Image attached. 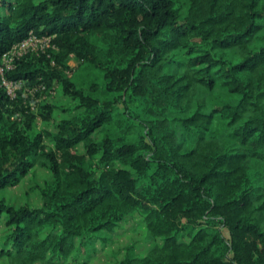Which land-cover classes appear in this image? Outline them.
<instances>
[{"label":"trees","instance_id":"trees-1","mask_svg":"<svg viewBox=\"0 0 264 264\" xmlns=\"http://www.w3.org/2000/svg\"><path fill=\"white\" fill-rule=\"evenodd\" d=\"M30 35L52 48L13 98L0 76V191L50 175L40 207L0 200L7 264H88L135 217L153 244L116 264H264V0H0V63Z\"/></svg>","mask_w":264,"mask_h":264},{"label":"rangeland","instance_id":"rangeland-1","mask_svg":"<svg viewBox=\"0 0 264 264\" xmlns=\"http://www.w3.org/2000/svg\"><path fill=\"white\" fill-rule=\"evenodd\" d=\"M69 64L71 68L77 65L74 61H71ZM40 101L49 103L55 108L51 121L45 123L40 119L36 120L37 127L40 130L52 133L56 130L57 124L62 119L68 118L73 114L69 111L73 103L62 93L61 87L58 85H55L50 93L41 94ZM16 119H19V116ZM45 142L51 145L49 139H46ZM79 151L82 152V149L79 148ZM49 175L50 173L45 169H33L17 185L1 190L0 200L17 207L22 205H29L34 208L40 207L42 201L39 188L43 186ZM7 233V228L0 223V249L4 245ZM152 244V242L146 239L145 228L141 225L139 219L137 217L131 218L127 222L121 223L120 227L115 230L109 245L102 247L96 244V253L88 264H116L122 257L125 246L134 245L136 252L139 255H144ZM0 264H7V261L0 257Z\"/></svg>","mask_w":264,"mask_h":264},{"label":"built area","instance_id":"built-area-1","mask_svg":"<svg viewBox=\"0 0 264 264\" xmlns=\"http://www.w3.org/2000/svg\"><path fill=\"white\" fill-rule=\"evenodd\" d=\"M52 48L49 38H38L34 35H30L26 40L16 45L9 53L3 55L0 63V76L2 78V86L5 87L7 95L14 97L16 89L19 84L13 81H7L4 78L5 72L13 68L14 58L20 57L28 51L35 52Z\"/></svg>","mask_w":264,"mask_h":264}]
</instances>
